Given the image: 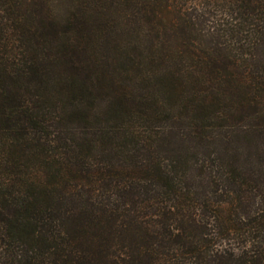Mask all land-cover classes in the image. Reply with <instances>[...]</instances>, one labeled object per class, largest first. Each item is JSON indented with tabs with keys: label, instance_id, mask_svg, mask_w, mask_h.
I'll list each match as a JSON object with an SVG mask.
<instances>
[{
	"label": "trees",
	"instance_id": "16d2710c",
	"mask_svg": "<svg viewBox=\"0 0 264 264\" xmlns=\"http://www.w3.org/2000/svg\"><path fill=\"white\" fill-rule=\"evenodd\" d=\"M0 264H264V0H0Z\"/></svg>",
	"mask_w": 264,
	"mask_h": 264
},
{
	"label": "rangeland",
	"instance_id": "374dc122",
	"mask_svg": "<svg viewBox=\"0 0 264 264\" xmlns=\"http://www.w3.org/2000/svg\"><path fill=\"white\" fill-rule=\"evenodd\" d=\"M214 8H215V7H214ZM214 8L211 9V12L215 14V10H214ZM219 13H220V12L217 11V14H219ZM221 14H223V12H222ZM219 18H220V19H221V18H224V16L221 15Z\"/></svg>",
	"mask_w": 264,
	"mask_h": 264
}]
</instances>
